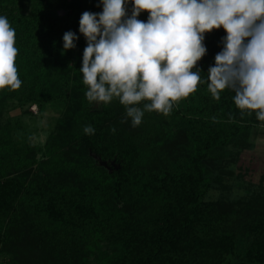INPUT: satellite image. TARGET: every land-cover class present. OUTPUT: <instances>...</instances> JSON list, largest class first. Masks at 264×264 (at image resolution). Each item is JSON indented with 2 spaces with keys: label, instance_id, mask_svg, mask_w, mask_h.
I'll return each mask as SVG.
<instances>
[{
  "label": "trees",
  "instance_id": "16d2710c",
  "mask_svg": "<svg viewBox=\"0 0 264 264\" xmlns=\"http://www.w3.org/2000/svg\"><path fill=\"white\" fill-rule=\"evenodd\" d=\"M85 11L101 12L100 0H0V16L16 31L22 81L19 89H0V250L12 254L6 263L264 264V186L255 190L249 181L235 195L231 182H246L245 175L219 165L264 121L237 109L231 90L217 101L201 84L168 115L145 113L136 127L121 123L118 100L104 105L85 96ZM67 31L79 39L65 52ZM225 36L223 28L205 33L207 52L197 64L205 80ZM31 104L41 113L64 107L40 147L20 117L8 115ZM87 125L94 135L84 134ZM219 187L231 200H207Z\"/></svg>",
  "mask_w": 264,
  "mask_h": 264
},
{
  "label": "clouds",
  "instance_id": "9594fccd",
  "mask_svg": "<svg viewBox=\"0 0 264 264\" xmlns=\"http://www.w3.org/2000/svg\"><path fill=\"white\" fill-rule=\"evenodd\" d=\"M100 5L101 12L85 11L79 20L86 40L79 72L90 103L118 100L125 108L121 123L130 120L136 127L145 113L168 115L207 84L215 100L231 90L237 109L264 121V0H100ZM142 12L149 13L147 22L138 19ZM220 28L226 32L222 50L205 80L197 67L207 52L205 33ZM78 39L65 32L63 50L74 49ZM18 52L16 31L0 16V89L22 85ZM83 131L95 134L91 125Z\"/></svg>",
  "mask_w": 264,
  "mask_h": 264
},
{
  "label": "rangeland",
  "instance_id": "374dc122",
  "mask_svg": "<svg viewBox=\"0 0 264 264\" xmlns=\"http://www.w3.org/2000/svg\"><path fill=\"white\" fill-rule=\"evenodd\" d=\"M63 108L54 105L41 113L37 104H31L25 108L16 107L10 110L8 115L12 119L20 117V120L25 124L24 126L31 132V143L36 145V147H40L44 145L50 129L55 127L58 119L63 115ZM229 151L228 157L222 158L219 165H231L237 173L245 175L243 178L246 181L237 184L231 182V189L234 194H244L246 186L243 187L242 185H248L249 181L253 183L255 190H260V187L264 186V123L252 128L250 134L246 135L238 144L231 145ZM37 157L42 158V154L39 152ZM103 162L105 161L99 160L101 165ZM215 162L217 163V161ZM227 191L221 187L214 188L207 196V200L220 198L231 200L228 198L227 194L229 193ZM9 255L12 254L4 249L0 250V264H8L6 260ZM91 260L94 262V257H91ZM52 263L49 262V264Z\"/></svg>",
  "mask_w": 264,
  "mask_h": 264
},
{
  "label": "water",
  "instance_id": "95a60500",
  "mask_svg": "<svg viewBox=\"0 0 264 264\" xmlns=\"http://www.w3.org/2000/svg\"><path fill=\"white\" fill-rule=\"evenodd\" d=\"M101 158H99V160H100ZM102 164H104V165H106V162H103Z\"/></svg>",
  "mask_w": 264,
  "mask_h": 264
}]
</instances>
